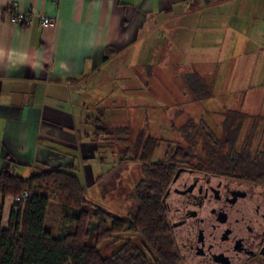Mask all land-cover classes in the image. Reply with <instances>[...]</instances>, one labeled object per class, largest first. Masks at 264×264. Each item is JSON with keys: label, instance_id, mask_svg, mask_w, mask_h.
<instances>
[{"label": "crops", "instance_id": "crops-1", "mask_svg": "<svg viewBox=\"0 0 264 264\" xmlns=\"http://www.w3.org/2000/svg\"><path fill=\"white\" fill-rule=\"evenodd\" d=\"M192 3L190 0H0V172L24 177L43 167L70 168L87 190L98 186L105 191L88 193L91 199L97 202L104 197L112 183L108 185L103 176L104 146L95 141L93 122L99 115L105 117L104 111L109 106L120 111L136 92L135 88H123L121 84L104 87V81H120L122 71L130 77H139L134 72L131 76L130 69L135 70L142 63H161L162 59L159 62L157 59L162 54L167 59L168 52L162 50L167 43L181 56L180 48H200L201 42L210 44L215 36L223 40L227 15L244 16L241 25L252 13L264 15V0H229L210 6L201 1ZM9 10L30 12L36 17L30 25H13L7 21ZM204 14H209V18L217 16L216 21L202 25V16H207ZM41 16L55 21L43 27ZM218 16L224 17L222 24ZM198 52L197 59L208 53ZM193 75L200 77L195 72ZM176 76L184 79L182 74ZM143 78L144 89L151 92L148 86L152 83L147 82L150 79ZM205 81L208 87L212 83ZM166 84L162 81L159 88L154 86L160 96L166 97L161 87ZM181 84L175 92L183 96ZM112 98L115 100L111 104ZM161 99V106H169L167 100ZM146 100L142 98L140 102ZM113 168L109 165L106 173ZM12 206L8 198L4 204V225Z\"/></svg>", "mask_w": 264, "mask_h": 264}, {"label": "trees", "instance_id": "trees-1", "mask_svg": "<svg viewBox=\"0 0 264 264\" xmlns=\"http://www.w3.org/2000/svg\"><path fill=\"white\" fill-rule=\"evenodd\" d=\"M190 1L210 6L229 0ZM207 85L201 78L187 83L194 92L192 102L212 99V83ZM220 114L221 121L212 124ZM213 115L189 118L177 131L186 144L166 149L156 162L160 139L138 127L134 159L144 176L133 188L137 209L124 217L91 199L73 169L43 167L29 177L0 172V264H179L162 199L180 166L264 184V117L228 109ZM93 126L98 145L110 135L119 140L124 135L125 140L131 129L107 128L103 115ZM257 136L260 141L254 145ZM24 192L29 193L27 201H14L5 226V201ZM53 201L60 211L54 229L46 226Z\"/></svg>", "mask_w": 264, "mask_h": 264}, {"label": "rangeland", "instance_id": "rangeland-1", "mask_svg": "<svg viewBox=\"0 0 264 264\" xmlns=\"http://www.w3.org/2000/svg\"><path fill=\"white\" fill-rule=\"evenodd\" d=\"M204 15L207 16H202V25L210 22V20L216 21L217 16L213 15V17L209 18V14ZM227 17L229 18L225 17L224 20L227 23L224 24L226 28L224 27L225 34L222 33V36L224 35L223 40L220 41L215 36L214 42L211 40L210 44L207 45L201 42L200 48L197 47L198 45H196V49L180 48L181 56L179 53L175 54L174 46L169 45L167 47L168 43H165L166 47L162 50L163 52H168L167 59L164 57L166 54H162L161 58L159 59L158 57L157 59V62L162 59L161 63L150 65L142 63L140 66L136 63L134 64V69L138 67L135 70L130 69L131 76L133 75L132 72H134L140 74L139 77L134 75L130 77L126 71H122L121 73H124V75L121 76L120 81L113 79L104 81L102 85L104 87H109L110 84H112L110 87L121 84L123 88L136 89L135 94H131L127 99L128 103L119 108L121 109L120 111L114 109L113 106H109L104 111V120L107 128L114 126L131 127L129 135L126 136L128 138L125 140L122 139L124 135L120 136V140L114 135L101 138V145L104 146L102 160L106 161L105 166L101 168L103 173H105L103 176L107 184L117 183L115 185L108 184L109 189L107 191L109 192H106L104 197H99L97 201L99 206L105 210L124 217L128 212L134 213L137 209L136 202L132 198L133 188L144 176L142 164L134 159V139L138 127L144 128L148 135L160 139L161 145L157 148L153 157V162H156L164 158L166 149L175 147L177 143L179 145L186 144L177 131L189 118L205 116L214 119L213 114L217 111H222V109L264 117V15L252 13L243 25L240 24L241 19L244 17L241 14L227 15ZM218 19H220L222 24L224 17L218 16ZM229 20L232 22L231 26H228L230 28L227 29ZM220 34L218 33V35ZM199 50L208 51L210 54H202L197 59ZM184 52H190V54H185ZM191 59L195 60L192 61ZM193 72L203 77L204 80L212 81V99L200 103L192 102L193 95L190 93L187 83L194 79L198 81L200 78L193 75ZM181 74L184 78L183 80L176 76H181ZM143 76H146V79H150L147 82L152 83L151 86H148L151 92L144 89L145 77L143 78ZM162 81L167 83L166 87H164L165 85L161 86L166 97L159 95V89H154L155 85L159 88L162 85ZM180 84L183 86V88L180 87V90L183 91V96L175 92V88H179ZM114 88L118 90L117 87ZM166 91H169V94H166ZM141 97L143 100L148 99V102L147 100L140 102ZM161 98L165 101L167 100L170 103L169 106H161ZM114 100L115 98H112L110 103L112 104ZM150 100L152 101L151 103L149 102ZM105 103L108 104L109 102L105 101ZM117 113L119 115L116 118ZM222 116L223 114H220L212 124L220 122ZM255 138L254 145H258L260 136ZM126 149H130V151L127 152ZM111 152L114 154H110ZM125 158L129 160L120 162L121 159ZM109 165L114 168L106 173ZM25 176H29L28 173ZM88 188L87 193L89 194L105 192L98 186ZM9 198L14 204V198ZM112 201L114 203L110 204ZM59 213L58 203L53 201L48 215V228L54 229L57 227ZM5 226L8 227V222L5 223Z\"/></svg>", "mask_w": 264, "mask_h": 264}, {"label": "flooded vegetation", "instance_id": "flooded-vegetation-1", "mask_svg": "<svg viewBox=\"0 0 264 264\" xmlns=\"http://www.w3.org/2000/svg\"><path fill=\"white\" fill-rule=\"evenodd\" d=\"M176 172L162 204L179 264H264V184Z\"/></svg>", "mask_w": 264, "mask_h": 264}, {"label": "built area", "instance_id": "built-area-1", "mask_svg": "<svg viewBox=\"0 0 264 264\" xmlns=\"http://www.w3.org/2000/svg\"><path fill=\"white\" fill-rule=\"evenodd\" d=\"M34 17H36L34 14L30 12H22L17 10H9L7 15V21L13 25H30L31 22L34 20ZM55 19L49 18V17H40V23L43 27H47L51 24H53ZM29 197L28 192H24L21 197H17L14 199V201H27Z\"/></svg>", "mask_w": 264, "mask_h": 264}, {"label": "water", "instance_id": "water-1", "mask_svg": "<svg viewBox=\"0 0 264 264\" xmlns=\"http://www.w3.org/2000/svg\"><path fill=\"white\" fill-rule=\"evenodd\" d=\"M179 173H180V170H178V171L176 172V175H175V177H174V179H173V182L176 180V178L178 177ZM263 253H264V247H263Z\"/></svg>", "mask_w": 264, "mask_h": 264}]
</instances>
